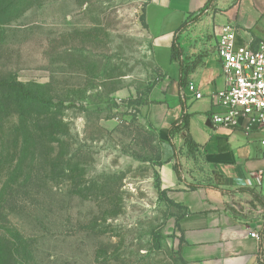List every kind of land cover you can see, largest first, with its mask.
I'll return each mask as SVG.
<instances>
[{
  "label": "rangeland",
  "instance_id": "rangeland-1",
  "mask_svg": "<svg viewBox=\"0 0 264 264\" xmlns=\"http://www.w3.org/2000/svg\"><path fill=\"white\" fill-rule=\"evenodd\" d=\"M149 1L0 0V264H187L163 181L176 159L157 160L141 105L162 77Z\"/></svg>",
  "mask_w": 264,
  "mask_h": 264
},
{
  "label": "crops",
  "instance_id": "crops-1",
  "mask_svg": "<svg viewBox=\"0 0 264 264\" xmlns=\"http://www.w3.org/2000/svg\"><path fill=\"white\" fill-rule=\"evenodd\" d=\"M201 11L199 21L178 35L182 65L190 69L181 89V64L172 60V46L182 25ZM145 21L153 58L162 73L147 99L149 125L162 140L165 161L175 159L168 132L183 113V95L191 115L189 131L198 145L194 158L181 160L183 182L171 164L163 167L164 186L181 206L174 224L182 240L181 256L187 264H261L264 130L214 126L211 118L223 112L215 98L226 88L217 57L221 30L232 26L239 46L264 41V0H150ZM168 67L173 68L171 75ZM183 143V137L176 135L175 146Z\"/></svg>",
  "mask_w": 264,
  "mask_h": 264
},
{
  "label": "built area",
  "instance_id": "built-area-1",
  "mask_svg": "<svg viewBox=\"0 0 264 264\" xmlns=\"http://www.w3.org/2000/svg\"><path fill=\"white\" fill-rule=\"evenodd\" d=\"M217 57L226 88L216 94V103L223 112L212 116V124L240 127L247 132L264 130V41L239 46L236 30L224 26L218 37ZM251 237L259 239L256 233Z\"/></svg>",
  "mask_w": 264,
  "mask_h": 264
},
{
  "label": "trees",
  "instance_id": "trees-1",
  "mask_svg": "<svg viewBox=\"0 0 264 264\" xmlns=\"http://www.w3.org/2000/svg\"><path fill=\"white\" fill-rule=\"evenodd\" d=\"M203 15H204V11H201L193 19L185 22L182 25V27L178 30V32H177V34L175 36V40H174L173 46H172V60L173 61H180V64H181V68H180L181 69V78H180V87H181V89L184 87V83L186 81V77H187V74L189 73L190 69L189 68H185L182 65V49L180 48V45L178 43V35L184 29H186L190 25L196 23L197 21H199V19ZM140 20H141V23H142L144 29L147 30L148 27H147V24H146V21H145V10L143 11V15L141 16ZM159 72L162 75L160 69H159ZM2 85L5 87V89L10 91L12 94H14L15 97L18 100L22 101V102H31L32 104H39V105H41V103H43V102L47 103L46 99H41V98L37 97L35 94H33L32 92L26 90L22 85H20L18 83H2ZM155 85H156V83L152 84L150 86V88L147 89L146 96L150 95V93L154 89ZM181 103H182L183 113H182L181 117L178 120H176L172 124L171 128L169 129L168 142H169V144L171 145L172 149L175 152L176 163H175L173 169H174L175 173L177 174L179 181L183 182L184 179L182 177V168H181V164H180V162L178 160V154L176 153L177 149H176V146L174 144V138H175L176 135H181L183 137L184 145L187 148L188 153L190 155L194 154L197 151L198 145L194 142V140H193V138H192V136L190 134V131H189L191 115L188 113L187 102H186V99H185V97L183 95H181ZM142 104L143 105H148L149 102L147 100L144 103H141V105ZM142 130H145V129L142 128ZM159 144L162 145L161 143H159ZM162 156H163L162 150H158L157 160L159 162H161V165H163V164L168 162V161L162 162V160H163ZM196 187H198V186L191 185V188H196ZM167 193H168L167 190H161V194L167 195ZM167 202H168L169 205H173V206H176L178 208L181 207L179 204L175 203L170 198H167ZM179 215L176 216V218H179ZM181 244H182V240H181ZM19 264H25V263L21 259V261H19ZM261 264H264V262L261 261Z\"/></svg>",
  "mask_w": 264,
  "mask_h": 264
}]
</instances>
